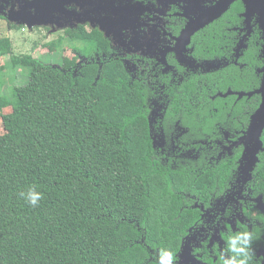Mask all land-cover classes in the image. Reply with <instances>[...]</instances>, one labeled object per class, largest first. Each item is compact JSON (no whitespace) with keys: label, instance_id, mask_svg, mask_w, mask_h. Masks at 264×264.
<instances>
[{"label":"trees","instance_id":"16d2710c","mask_svg":"<svg viewBox=\"0 0 264 264\" xmlns=\"http://www.w3.org/2000/svg\"><path fill=\"white\" fill-rule=\"evenodd\" d=\"M241 9L225 16L231 25L239 23ZM220 30L214 25L210 34L197 36V52L210 46L215 57L214 47L223 43ZM70 37L93 43L99 52L106 40L101 33ZM228 38L229 66L187 83L188 102L198 93L192 85L208 83L214 94L260 87L259 32L240 59L247 64L243 68L232 56L238 37L230 32ZM66 49L76 59L69 65L30 54L0 63V83L7 66H30L14 99L0 94V264H157L161 246L177 258L194 213L178 192L185 183L182 173L152 161L141 83L131 82L118 60L79 66L82 51ZM11 53V38L0 37V59ZM235 100L218 96L210 107L243 109L247 124L261 96ZM31 185L44 193L37 207L18 195Z\"/></svg>","mask_w":264,"mask_h":264},{"label":"flooded vegetation","instance_id":"af4514ba","mask_svg":"<svg viewBox=\"0 0 264 264\" xmlns=\"http://www.w3.org/2000/svg\"><path fill=\"white\" fill-rule=\"evenodd\" d=\"M218 1L0 0V27L6 22L12 30L30 22L32 27L46 28L50 33L63 31L65 40L77 33L103 34L106 40L100 52L93 45L87 54L77 55L78 65L115 59L125 66L131 82L138 81L143 87L144 129L152 147V161L174 168L185 178L178 192L186 198L185 207L193 209L194 219L182 239L177 264H219L218 253L228 228L251 231L249 264H264V149L259 151L256 163L249 164L245 140L256 111L246 124L243 109L210 107L211 100L218 96L235 97L237 104L255 94L240 98L243 91L232 88L214 94L205 83V87L192 85L198 93H193L188 102L184 89L192 80L202 82L203 77L229 66L225 52L230 32L238 37L232 55L237 65L246 67L240 59L251 48L256 32L262 40L263 58L260 15L251 16L248 34L244 0H234L220 17L200 27L186 47L181 46L179 38L184 29L192 21L199 22ZM240 5V21L231 25L225 16ZM214 25L221 27L223 43L214 47L218 54L210 57L213 48L207 46L197 52L195 38L210 34ZM241 41L246 47L237 55ZM261 68L257 73L262 75ZM183 245L188 251L182 256L184 263H180Z\"/></svg>","mask_w":264,"mask_h":264},{"label":"rangeland","instance_id":"374dc122","mask_svg":"<svg viewBox=\"0 0 264 264\" xmlns=\"http://www.w3.org/2000/svg\"><path fill=\"white\" fill-rule=\"evenodd\" d=\"M1 24H3V26L0 27V37L8 36L12 41V53L1 58V64L7 63L8 65L12 55L22 57L30 54L34 57H40L45 63H53L62 66L66 62V65H69V62L72 63L76 59L74 57L75 55L65 47H75L87 54L89 49L94 45L91 42L77 39H63L59 42V39L64 37L63 31L50 33L46 28H30L25 25L15 26L12 30H9L6 22H2ZM53 41H55L56 44H51ZM29 76L30 66L18 65L14 68L7 66L0 83V94L5 95L11 100L14 99V88L24 85L28 81ZM4 111L5 113L10 112L12 111V107ZM0 130L3 131L1 121Z\"/></svg>","mask_w":264,"mask_h":264},{"label":"water","instance_id":"95a60500","mask_svg":"<svg viewBox=\"0 0 264 264\" xmlns=\"http://www.w3.org/2000/svg\"><path fill=\"white\" fill-rule=\"evenodd\" d=\"M234 0H219L217 5L213 7L211 11L206 13L204 17L199 21V22H190L189 25L184 29L183 33L181 34L179 38V43L181 46L184 48L186 47L190 41L192 35L202 26L208 24L209 22L213 21L215 18L220 17L230 6V4ZM247 6V23L248 27L247 29L248 34H250L251 30V16L254 13H258L260 15V22H261V28L263 30V40H264V0H244ZM27 25L31 28L32 24L29 22ZM110 34L107 32L106 36H109ZM243 47H246V44H244L243 41L239 44L237 48V55H239L240 51L242 50ZM179 53L181 50H178ZM262 55L264 59V43H263V49H262ZM260 73H262V80L260 87L251 92H239V97L243 96H252L254 94H260L262 97V102L259 106V108L256 110V112L252 115L251 117V123L249 126V129L246 132L245 140H246V145H247V156L250 159L249 164H254L256 163L258 157V153L261 149H264L263 147V141L261 139L262 134L264 132V65L262 68L259 70ZM221 96H227L228 94H220ZM246 157V156H245ZM185 245L182 246L181 249V258H180V263H184L182 256L187 253L188 249Z\"/></svg>","mask_w":264,"mask_h":264},{"label":"clouds","instance_id":"9594fccd","mask_svg":"<svg viewBox=\"0 0 264 264\" xmlns=\"http://www.w3.org/2000/svg\"><path fill=\"white\" fill-rule=\"evenodd\" d=\"M31 207L39 206L44 193L36 185L28 186L18 194ZM223 246L218 253L219 264H249L252 251L253 233L247 229L233 231L227 229L223 236ZM157 264H177L176 253L168 247L161 246L157 253Z\"/></svg>","mask_w":264,"mask_h":264}]
</instances>
